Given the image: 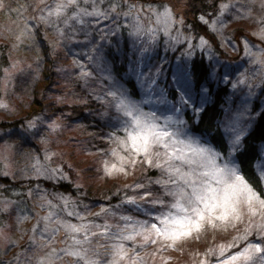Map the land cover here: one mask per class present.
<instances>
[{
    "label": "rangeland",
    "instance_id": "obj_1",
    "mask_svg": "<svg viewBox=\"0 0 264 264\" xmlns=\"http://www.w3.org/2000/svg\"><path fill=\"white\" fill-rule=\"evenodd\" d=\"M13 1L3 0V6L0 7V57H2L3 52L7 57V64L2 68L0 76V104L7 106L0 108V173L7 172L8 175L6 176L12 179L22 177L24 186H21L27 189L28 197L26 202L20 203L0 200V207L6 203L10 205L8 212H0V230H3L7 236L6 239L0 238V264H37V260L42 259L52 248L59 250L65 246L63 230L55 233L54 236L51 231H42L45 221L41 218L48 216L50 212L56 213L53 222H50L51 228L56 227L54 223L56 219L80 223L75 216L67 215L69 211L77 212L81 216L87 217L88 221L97 224H101L105 220L114 225L122 223L119 220L122 215L131 216L135 220H150V222L158 223L151 220V217L166 212L167 208L160 205L153 207L149 203L140 201L137 192L126 187V185H134L137 182L147 184L146 182L150 180L147 178V172L149 173L151 169H154L157 172L155 174L157 177L153 178L155 180L161 176L160 170L144 167L130 171L128 176H106L102 163L103 157L110 153L109 160L115 162L111 156V150L116 145L109 141L111 140L109 135V139L102 144L104 149H99L103 156H93V154L89 155L83 152V147L89 143L88 139H90L86 123L73 119L65 106L69 107L82 102L79 96L81 95V87L84 85L86 91L82 95L83 97L81 96L82 99L88 100L89 98L86 99V97L89 96L91 100L90 95H92L95 96L94 99L96 100L92 106L95 110L92 109L90 115L95 119H105V117L111 116L107 118L111 122L109 126H117V113L111 107L109 103L111 97L107 93L113 90L114 82L123 85L130 93L131 91L123 81L115 76L107 64V60L99 58L104 54V46H107V41L110 39L109 34L112 32H115V35L118 34L120 27L126 29V37L123 40L127 42L128 47L125 61L127 73H124L123 76L134 78L137 85V92L134 95L136 100H140L146 95V90L141 86L144 77H147L150 71L154 74L158 67L161 69L158 80L159 88H165L171 84V73L180 61L182 53L189 48V45L192 46L193 34L181 31L178 24L176 28L180 32L173 29L170 38L163 31H159L155 44H151L146 36L142 35L137 39L130 35L133 24L130 18L123 17L120 21L121 25H112L116 22L113 18L105 20L97 17H86L83 26L74 22L70 28L65 27L63 22L53 24L68 30L65 46L64 43L60 45L58 39L47 32L44 23H39V15L41 14L35 7L39 0H18L19 2L14 4ZM54 2L55 0H47L50 6L54 5ZM97 2L102 10L109 9V7L104 8L99 0ZM133 2L143 3L144 0H133ZM166 2L174 6L178 17L183 18L187 7L186 0H166ZM262 2L264 0H222L216 15L207 24L209 36L208 34L201 36L209 42L211 51L208 47H199L200 38L197 40L198 47L196 49L203 50L209 61L211 55L212 59L216 61L217 75L226 76L228 81L225 83L221 80L219 83L213 84L215 87L227 85L228 89L222 104L220 118V127L227 141L228 136L224 125L233 118L241 120L247 118V113L243 112V100L248 99V108L250 109H253L255 102L258 103L257 109L252 112L253 117L264 109V65L254 63L253 58L245 55L244 51L245 40L253 53L259 54L264 51V38L256 35L264 27ZM222 3H230L234 7L221 17L226 26L221 28L217 24L216 27L220 30L213 32L210 25L217 18ZM34 10L38 12L35 14L38 15L36 25L29 20ZM89 10L91 11L90 6ZM46 12L47 9L44 13ZM112 15L116 18L115 14ZM102 22H106V25H101ZM89 23L93 26H90ZM144 24L149 25V21L145 19ZM151 26L157 27L154 20ZM112 27L114 28L110 31ZM21 32H24L23 37L17 39ZM56 32L54 28V34L57 36ZM107 34L108 40L106 39ZM175 37H179L180 42L185 41L186 43L183 45V52L177 46L176 51L179 49V52L174 54V48L178 44L172 39ZM40 43L43 45L42 48L39 46ZM122 46L121 43L119 47ZM141 47L149 49L143 58L138 53L133 55L135 49ZM113 52L116 53L115 49ZM89 54L93 59H89ZM45 60H50L48 66H46ZM13 64L17 66L15 69L12 68ZM44 67L51 71L52 77L40 80L42 77L40 71ZM87 68L90 70H86ZM82 71H86L90 75L87 78H82ZM141 71H143L144 77L140 76ZM93 74L97 75V80L100 82H103L104 78L107 79V84H103L102 87L101 84H95L97 80ZM28 79L33 83V86L38 85L35 88V93L39 106L36 108L38 110L33 108L26 114V107L30 102L28 95L33 88L29 87V84L23 83L24 80L29 81ZM241 79H244L246 83L239 85L237 89H233L232 85ZM233 92L236 93L235 97L232 95ZM169 99L171 100V96ZM142 107L145 112L155 110L158 107L163 108L157 104H148ZM188 111L191 112V109ZM166 114L170 115L171 113ZM181 118L185 119L184 116ZM13 120L22 121L21 126L26 132V136L14 138L9 132L3 130L1 124ZM110 133L112 134V131ZM115 134L124 136L123 131ZM19 148L21 149L18 150ZM259 152L260 157L255 168L264 166V145L260 147ZM37 161L48 171L37 174L33 168ZM53 169L56 171L52 172ZM40 175L57 177L68 182L74 190L84 193L83 196L86 194V202L79 201L70 194L63 195L58 191L47 192L36 180H34V186L28 187V179L30 177L39 178ZM132 179L138 181L133 182ZM109 189H111L110 194H117L116 208H106L103 204L100 206L92 205L93 202L89 201L92 195L96 198L101 197L100 199L106 196L104 200H109L107 193L101 196ZM151 189L161 199L166 197L164 200L166 205L171 202V197L164 195V189L160 185L153 184ZM134 195H137L138 204L141 206L140 210H137L135 205L123 203L127 197ZM64 199L69 201L67 208L64 206ZM29 200L30 202H28ZM102 208L108 209V214L96 217L94 214L101 212ZM148 211H151V217L145 214ZM38 221L40 223L37 227ZM34 227L37 229L35 232L32 231ZM237 227L238 230H242L244 224ZM236 235L237 230L231 228L227 231L209 229L198 240L192 239L178 245L175 249L164 248L157 252L155 260L149 256L147 258L148 264H199V260L203 258L206 249L219 244H226L232 241ZM156 247L158 246H149L145 251L150 253ZM210 259L212 264H215V258ZM56 264H69L68 258L58 259Z\"/></svg>",
    "mask_w": 264,
    "mask_h": 264
},
{
    "label": "snow or ice",
    "instance_id": "obj_2",
    "mask_svg": "<svg viewBox=\"0 0 264 264\" xmlns=\"http://www.w3.org/2000/svg\"><path fill=\"white\" fill-rule=\"evenodd\" d=\"M99 3H103V0H99ZM2 6L3 0H0ZM261 6L264 7V2ZM35 7L41 13V23L52 26L63 22L67 28L73 22L83 26L86 17L107 20L115 18L112 14L123 15L133 21L130 35L137 39L146 36L151 44H155L159 31L171 38L172 30L179 32L176 26L184 24L183 18L177 16L174 6L166 0H144L143 3L110 0L108 10H102L97 0H55L51 6L47 0H39ZM233 7L230 3L220 5L217 18L210 25L213 32L220 30L217 24L221 28L226 26L221 17ZM145 19L149 25L144 24ZM153 20L157 27L151 26ZM200 20L209 23L204 16ZM58 31L60 36L65 35L62 30ZM23 35L24 32H21L17 39ZM256 35L264 38V27ZM172 39L175 43L180 42L179 37ZM244 44L245 55L252 57L254 63L264 65V51L253 53L246 40ZM199 47H208L211 51L204 37H200ZM148 51L147 47H141L135 49L133 55L138 53L143 58ZM193 55L194 48L189 45L171 73V84L165 88H159L158 85L161 75L159 67L154 74L150 71L147 77L141 71L140 76L144 77L141 86L146 90V95L140 100L134 99L135 93H130L118 82H114L113 90L107 93L111 97L109 103L117 113V130L123 131L124 136L110 134L111 142L116 145L111 150L115 162H102L105 175L128 176L130 171L144 167L160 170L161 176L149 180L148 184L137 182L126 187L137 192L140 201L153 207H166L167 211L154 217H151V211L145 213L158 223L122 215L119 217L122 223L115 225L107 220L97 224L77 212L69 211L67 215L75 216L80 223L56 219L54 228L50 227V222H53L56 213L50 212L41 218L45 221L42 231H51L54 236L63 230L65 246L59 250L52 248L42 259L37 260V264H56L58 259L65 258H68L69 264H148L147 258L151 256L155 260L157 252L164 248L175 249L189 240H198L209 229L227 231L230 228L237 230L233 240L206 249L199 264H212L210 258L213 257L215 264H264V188H261V184H264V166L250 173L244 160L249 138L259 134L264 144V111L254 118V109L248 108L249 101L246 98L242 101V107L247 118H233L224 125L227 143L222 140L219 151L206 146L205 134L196 136L194 126L203 122L209 107L215 103L213 84L221 80L225 83L228 81L226 76L217 75L216 61L211 55L209 59L212 62L200 69H197ZM99 58L103 59L102 56ZM16 67L12 65V68ZM89 75L86 71L81 72L82 78ZM245 83L241 79L232 87L237 89ZM232 95L235 97L236 93ZM148 104L161 105L163 108L145 112L142 106ZM6 107L0 104V108ZM189 109L191 116L188 120L181 118L188 114ZM33 167L37 174L48 171L39 161ZM3 174L8 175L7 172ZM153 184L164 189V195L171 197L170 203L166 205L163 199L154 194L151 189ZM137 195L127 197L123 203L135 205L140 210ZM63 202L67 208L69 201L64 199ZM9 207V204H4L0 212H8ZM108 212V209L102 208L101 212L94 215L100 217ZM240 224H244L242 230H238ZM36 230V227L32 229L33 232ZM0 238H7L3 230H0ZM149 246L158 247L149 253L145 251Z\"/></svg>",
    "mask_w": 264,
    "mask_h": 264
},
{
    "label": "trees",
    "instance_id": "obj_3",
    "mask_svg": "<svg viewBox=\"0 0 264 264\" xmlns=\"http://www.w3.org/2000/svg\"><path fill=\"white\" fill-rule=\"evenodd\" d=\"M18 0H14L13 4L16 3ZM142 1V0H139ZM187 1V7H186V11L185 14L183 16L184 19V25H179V28L181 31L183 32H187V33H191L194 36L193 42H192V47L194 48V55H193V60L195 61L196 67L197 69H200L202 66L206 67L210 61L207 60L205 53L203 50H199L196 49L198 47V39L201 36H205V34H208L209 36V31L207 28V24L209 23H204L200 20L201 16H204L205 20H207L209 22V20L211 18H213L214 15H216L218 9H219V4L222 0H186ZM19 2V1H18ZM103 6L104 8L106 7H110V0H104L103 1ZM119 11V10H118ZM37 11H33L32 12V16H30L29 20L33 21L34 25H36L38 23V20H36V17L38 15ZM41 14V13H40ZM46 15V13H44ZM40 16V15H39ZM123 15L120 16H116L115 19V23L112 25H121L120 21H122L123 19ZM91 22V21H89ZM39 23H41V21L39 20ZM104 23V24H103ZM45 24V23H44ZM101 25H106V22H102L100 23ZM99 24V25H100ZM90 25V23H89ZM93 26V25H90ZM47 32L51 35H53L56 39H58L59 44L61 45L62 43L67 44V38L68 35L66 34V32H68V30H65L62 28V26H60L61 28H59L58 25H52L49 26L48 24H45ZM54 28H55V32L56 30H62L65 35L64 36H60L59 31L56 32L57 36L54 34ZM114 27L110 28L113 29ZM33 29V28H32ZM39 31V28L37 29ZM180 32V31H179ZM114 33V34H113ZM110 39L108 40V34L106 35V39L107 41V46H104V54L102 55V57L107 60V64L111 67L112 72L115 74V76L118 77V79H120L121 81L124 82V84L127 86V88L131 91V93H135L137 92V85L136 82L134 80V78L131 77H127L126 78L123 76V74L127 73V69L125 66V61H126V53L128 51V47H127V42L124 41L123 39H125L126 37V29L121 28L120 27V32L115 35V32H112V34H109ZM211 36H213L211 34ZM211 39V38H210ZM42 40V38H41ZM40 41V40H39ZM122 43V47H119V45L121 46ZM184 43H186L185 41L179 42L176 47L174 48V54L175 52L178 53V51H176L177 46L181 49V52H183V45ZM119 44V45H118ZM40 48H42V44H39ZM113 49H115L116 53L113 52ZM119 49V51H118ZM101 53V51H100ZM121 57H119L120 55ZM5 53H2V57H0V76H1V72H2V68L4 66H6L7 62V57L4 55ZM89 57H91V54L88 55ZM96 56V54H95ZM119 57V58H118ZM172 57V55H171ZM95 61V60H94ZM52 62V61H51ZM45 64L46 66H48L50 64V60L46 61L45 60ZM86 70H90V68H87ZM40 76H42L40 78V80H43L44 78H48L50 79L52 77V73L51 71L48 69H41L40 71ZM95 79L97 80V75H94ZM29 80V79H28ZM107 79H103V82L100 81H96L95 84L100 85L101 87L103 86V84H107L106 83ZM23 83L25 84H29V87L31 86L32 91L31 93L28 95L30 96L29 98V104L26 107V114L30 109L33 108H37L39 106L38 100H36V89L38 85L33 86V83H31V81H23ZM86 85V84H85ZM79 88V86H78ZM81 95L80 100L82 102H80L79 104H75L69 107L65 106V109L69 111V115H71L73 117V119H77L80 122H85L86 123V129L89 132V137L90 139H88V142L84 147H83V152H85L86 154H93V156L97 155L99 157L103 156V154L101 153V149L103 148L102 144L104 143L105 140L109 139V135L111 134L110 132L112 131L118 134V130L116 125H111L109 126V124H111V122L107 119L111 116H107L105 117V119H95V117H93L92 115H90L92 113V109H94L93 103L96 102V100L94 99L95 96H91V100L90 97L87 96L86 99L88 100H84L82 99V95H84L85 91H86V87L83 85V87H81ZM213 92L215 94V103L214 105L210 106L207 113L204 116V120L202 123H198L195 124L194 126V134L196 136H199L201 133L205 134V139L207 141V146L213 147L216 150H220L219 148V143L223 140V142L227 143V140L223 134V131L221 129V127H217V125L219 124L221 126L220 123V118H221V114H222V104L224 103V99L228 93V89H227V85H221V86H217L215 87L213 85ZM82 96V97H81ZM258 107V103L255 102L253 109L256 110ZM38 110V109H36ZM95 110V109H94ZM260 111H264V109L260 110ZM259 111V112H260ZM255 112V111H254ZM258 112V113H259ZM258 113L255 114L254 118H258ZM25 114V113H24ZM25 114V115H26ZM189 116H191V112L188 111V114L184 116L185 120H188ZM21 120H13L9 123H2L1 126L3 127V130H5L6 132H9L11 134V136L17 137V136H26V132L24 131L23 127L21 126ZM190 126L191 122H190ZM101 136V138H100ZM111 141V140H109ZM108 141V143H109ZM110 144V143H109ZM264 145L261 143V140L259 138V134H256L255 136L249 138L248 143L246 145L247 151L245 153V167L246 169L252 173L254 171L255 168V164L256 162L259 160L260 157V152L259 149L260 147ZM28 146V145H27ZM109 147V145H108ZM21 148H19L18 150H20ZM100 149V150H99ZM104 149V148H103ZM102 149V150H103ZM110 149V147H109ZM100 152V153H99ZM104 160H109L110 159V153L107 155H104L103 157ZM34 168V167H33ZM157 172L153 169H151V171L148 173L147 172V178L150 180H153V178H156L157 176L155 175ZM41 177H36V178H32L30 177L27 181L28 182V187L34 186L35 181H37V183H41V185L43 186V189L47 190V192H54V191H58L61 192L63 195H68L70 194L73 197H76L77 200L81 201L83 200V202H86V194L83 196L82 192L79 193L76 190H74V188H72V185L69 184L68 182L63 181L62 179H58L57 177H46L43 175H40ZM34 181V182H33ZM131 181L133 182H137L138 180L132 179ZM132 182V183H133ZM149 182V180H148ZM148 182H146L148 184ZM24 182H22V177H16L15 179H12L11 177H8L6 175H3L0 173V200H6V201H10L12 203H17V202H26L27 200V193H26V188H24ZM112 188V186H111ZM261 188H264V185L261 184ZM111 189H109V191L105 192L103 195L104 196L107 193V196L109 197V200H104L99 198H96V196L92 195V198L89 199V201L93 202L92 205H96V206H100V204H103V206H105L106 208L110 207V208H116V202L118 201V197L117 194H110ZM80 191V190H79ZM90 193V192H88ZM91 194V193H90ZM166 199V197H165ZM163 198V200H165ZM30 202V200L28 201ZM82 202V203H83Z\"/></svg>",
    "mask_w": 264,
    "mask_h": 264
}]
</instances>
